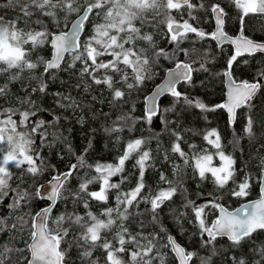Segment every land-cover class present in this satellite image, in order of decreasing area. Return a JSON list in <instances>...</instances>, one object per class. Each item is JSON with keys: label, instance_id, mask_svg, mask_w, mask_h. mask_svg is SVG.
Segmentation results:
<instances>
[{"label": "snow or ice", "instance_id": "1", "mask_svg": "<svg viewBox=\"0 0 264 264\" xmlns=\"http://www.w3.org/2000/svg\"><path fill=\"white\" fill-rule=\"evenodd\" d=\"M9 6L18 10L15 20L5 22L3 16H0V65L5 66L4 71L17 69L35 70L38 63L33 62L31 57L39 48L47 45L51 47L52 58L40 63L44 65V72L57 68L63 61L66 53L73 55V61H79L82 64L81 75H87L92 82L105 85L112 93V102L123 99L126 92L121 88L115 87L117 81L115 76L120 77V83L126 85L128 90L138 87L149 78V67L153 63L146 55V50L137 47V41L144 40L154 43L150 34H143L140 27H137V21L141 24L147 23L145 14L152 10L156 16H163L162 23L167 28V34L170 43L179 45L188 39V34H195L196 37L204 39L210 37L218 41V45L223 42H229L234 45V54L227 61V69L223 73L228 83L226 100L209 108L198 98L194 99L177 90L176 85L184 81L191 84L193 82V73L198 70L207 71L204 63V56L196 60L191 59V52L188 49L178 48L188 59L177 60L174 69L169 70L167 83L159 88L155 96L149 100L145 98L146 111L145 115L151 122L152 116L159 111L158 99L162 94H170L175 103L183 100L186 104L196 107L201 111H215L216 108L225 109L229 115V123L232 124L236 119V110L241 107L252 106V101L257 93L264 90V69H261L256 79L252 82L247 80L237 81L232 74L233 63L237 58L245 54L252 56L257 52H264V43L243 35L244 17L249 14H264V0H232V3L241 11L239 17L241 21V32L236 37H230L225 30L227 13L219 4L211 6V12L215 21L214 31L205 32L203 29L194 26L190 20H196L197 17L192 15L191 10L196 7L192 0H7ZM189 9V19H183L179 22L171 15L173 10L180 11L182 8ZM202 7V5H201ZM162 10V11H161ZM61 12L76 13V20L73 21L72 28L69 31L53 32L49 25L44 24L41 19L36 20L39 30L30 28L28 30L19 27L20 19H29L39 13L42 17L52 19L54 24L58 23V17ZM103 12V22L93 26V35L86 40L81 41V33L85 26L90 22L93 13L97 17ZM30 45V47H29ZM155 57L165 56L171 59L165 49L160 48L154 53ZM109 57V59H104ZM247 63V61H245ZM199 65V68L195 65ZM74 66L70 64L69 67ZM131 70V79L128 70ZM111 73V75L109 74ZM17 76L13 75L12 79ZM46 84L43 82L39 86L40 92L46 91ZM77 88L81 85H77ZM87 90V89H86ZM33 92L37 89H32ZM7 87H0V97L6 96ZM59 95V94H57ZM62 100L68 101L62 104V107L82 108L87 105H81L71 95L61 97ZM95 99V97H94ZM20 104L34 103L30 97L19 101ZM165 111H171L166 109ZM36 115L35 112L24 110L17 111L9 107L0 110V198L14 193L13 204L11 207L23 211L24 208L32 207L31 201L33 193L29 188H24V176H21V184L16 189H12L9 184L11 172L9 165L20 168L24 175L36 177L44 171L42 164L37 161L42 157L35 151L34 136L40 133V129L45 127V121L32 122L31 117ZM18 116L19 119H14ZM57 119H59L57 117ZM118 121L127 120L126 117H118ZM84 117H80L83 123ZM164 123H167L165 120ZM55 127V125H53ZM123 124L115 123L107 132L118 133L123 131ZM244 134L249 138L255 137L254 119L251 115L247 117L244 126ZM55 140H63L64 137L59 132L53 133ZM175 141L171 151L177 153L184 161L185 166L193 168L194 175L200 180H205L210 174L213 183L217 189L223 190L230 181H234L236 175L235 158L226 154L220 142V135L216 129H212L204 134V140L216 149L215 153L208 152L207 149L202 152L195 151V145H190L193 154L189 157L181 147L182 137L179 133H174ZM215 139H212V138ZM47 132L40 133L41 141L46 140ZM239 142V137L233 141L234 145ZM146 141L141 138L131 139L125 145L123 154L118 157L117 163L101 164L97 163L94 168L97 175L92 179L85 178L78 186V189L71 193L73 203H78L81 195L86 194L91 199L107 202L109 191L120 189L122 183L127 177L121 176L119 182H112V177L122 174L125 170V163L134 155L137 157L134 167L139 170V177L136 186L127 192H118L116 195V207L106 208L102 213L103 218L87 213V220L75 213H63L55 218L52 223L55 227L49 226V218L57 200L63 195L68 188V182L73 175L84 167L92 168L93 165L87 164L84 155L76 157V163L70 165L67 171L57 172L56 175L48 182L51 185V192L45 185L35 188V197L41 200H47L50 203L33 214L25 212L17 217L16 222L11 225L14 236L24 232L25 227L30 229L29 239L24 242V247H11L3 245L0 251V264H65L67 252L62 250V244L66 243L70 231L74 226L82 229L78 237H74L72 245L85 247L86 250L81 253L82 257L90 258L92 250L98 246L102 239V233L110 231L113 226L119 230L115 233V243L105 240L99 246L106 253V264H153L154 260H159L160 264H166L164 254L158 250L167 248L175 255L178 264H191L193 258L197 256L194 251H188L179 244L176 238L167 232V229L161 225V232L166 233V238L161 243L159 233L137 232L133 234L127 226V221L131 215L130 209L133 205H139L141 202L150 204L152 222L160 223L158 210L162 208L166 201L182 191V183L179 179L182 169L176 167L175 175L177 181L168 180L161 173L160 181L167 184L168 187L160 188L151 195H142L146 188L144 182L145 171L151 166L152 155L150 150L144 148ZM264 148V145H261ZM70 149V146H69ZM87 152V149H85ZM214 157L218 158L220 164H214ZM61 159L63 157L61 156ZM167 159V155L165 156ZM191 161V163H190ZM27 165L26 168L23 166ZM260 197L254 201L242 204L234 210H229L220 202L224 196L223 191L219 196L206 200L204 203L197 205L194 201L186 200L184 207H191L195 219L189 223L196 225L204 247L213 246V255L215 254V242L219 237H227L232 246H240L242 242L250 240L257 231L264 230V158L261 160ZM54 167V166H53ZM251 175L246 173L244 178L231 189L227 195L236 198H245L249 195L251 187ZM99 182L98 191H88L89 184ZM212 195V194H210ZM85 207H88L87 202ZM122 209V210H121ZM215 210L218 215L208 223L209 211ZM181 213L177 216L179 221ZM7 226L3 220H0V232L5 231ZM143 228V224H141ZM83 241V244L79 242ZM128 245L133 247L129 249ZM261 260L255 264H264V246L259 248ZM124 254V255H121ZM129 260H126L124 256ZM211 258L201 260V264H210ZM97 264V262H93ZM233 264H246L241 258L238 262L233 257Z\"/></svg>", "mask_w": 264, "mask_h": 264}, {"label": "rangeland", "instance_id": "2", "mask_svg": "<svg viewBox=\"0 0 264 264\" xmlns=\"http://www.w3.org/2000/svg\"><path fill=\"white\" fill-rule=\"evenodd\" d=\"M193 4L196 5V7L191 10V13L192 15L196 16L197 19L190 20L189 22L194 26L203 29L205 32L211 33L213 29V20L211 16V6L213 4H219L227 13L225 30L228 35L234 36L241 29V21L239 17L242 13L232 3V0H194ZM62 13L63 17L58 20V23L56 24L51 21V18L42 17L39 15V13H37L29 19L21 18L19 27L25 30H28L30 28L39 30L40 26L36 24V20L39 18L44 22V24L49 25L53 32H64L68 30L70 23L77 16L74 12L67 14L61 12V14ZM17 15L18 10H14L12 6H9L7 0H0V16L4 17L5 22L15 20L17 18ZM171 15L175 17L176 20L182 23L183 19H189V9L187 7H184L180 11L173 10L171 12ZM159 18L160 21H158ZM145 20H155L156 24L159 25V23L161 22V16H156L154 11L149 10L145 14ZM90 22H88L85 26L87 27V29L83 31L81 41L86 40L89 36L93 35V26L95 24L103 22V12H101L99 17H97L96 14L93 13L90 17ZM138 22L139 21L136 22L137 27H144L143 24L140 25ZM252 22H259L262 26H264V14H252L244 17L243 35L253 40L264 41V34L257 32V30H252V28L249 26ZM163 33L165 34V32L161 33L162 40L165 38ZM144 42L147 41H137V47L144 48ZM148 45L149 48L150 46H152L150 43H148ZM45 47H48L49 49V55L46 58H44L43 55ZM173 47L176 49L175 56H179V60L181 61L188 59V57H186L182 52H178V48L188 49L191 52L192 60H196L198 57L204 56L205 67L208 64L213 65V68H211V74H213V71H215L217 75H221L222 81H218V83H220L223 89V73L227 69L228 59L234 54L231 45L227 44L217 46L213 39H211L210 37L200 39L196 37L195 34L189 33L187 40L183 41L179 45L173 43ZM147 52L148 51H146V55L148 56ZM155 52H153V54L151 53V55L148 56L149 59L153 58ZM50 55L51 48L47 44L36 50L31 57L33 62L38 63V68L35 70L24 69L23 71H20L17 69H12L4 71L3 68L5 66L0 65V74L2 75V78L7 79V82L2 84L0 87L6 86L8 89L7 95L0 97V107L3 105V103L11 101V106L9 107L15 108L17 111L28 110L35 112L36 115L34 117H31V121L33 123L36 121H45L46 125L45 127L40 129V133H43L45 131L47 132V138L44 141H41L40 133H37L34 136L35 151L38 152L42 157V161L38 160L37 163L42 164L44 168L43 172H41L36 177H32L31 175H24L20 168H16L13 165L8 166L9 171L11 172V179L9 180L10 187L12 189H16L17 186L21 184V176L23 175L24 183L22 186L24 188H29L32 191L33 198L31 201L32 207L24 208L23 211L11 207L15 195L14 193L9 192L8 196L0 198V204L3 200L6 199V201L4 202V208L0 213V220H3L4 224L7 226L5 231L0 232V251L3 250L2 246L6 244L11 247H24V242L29 239L30 229L28 227H25L22 234L14 236L11 225L16 222L17 217L23 215L25 212L34 215V213L39 210L36 208V199L42 202L41 208L48 204L46 201L35 197V188L50 180L54 175L57 174V172L62 173L67 171L71 164L76 163L77 156L84 155L87 164L93 165V167H84L80 171L75 173L71 180L68 182L67 190L63 192V195L57 200L56 204L62 201L61 210L58 213L59 215L66 212L75 213L84 217L85 220H87V213L89 211L103 218L102 213L106 208L116 207L115 197L118 192H127L136 186L137 179L139 177V170L137 167H134L137 158L134 155L131 159L126 161L124 172L118 176L112 177V182H119L121 176L127 177V180H125V182L121 184L119 190L112 189L109 191V198L106 203L91 199L86 194H82L79 202L74 204L71 196V193L78 189L79 184L85 178L92 179L97 175L94 168L97 163H117L118 157L123 154L124 145L129 140L136 138L145 140L146 143L144 145V148L146 150H150L152 155L151 166L148 167L145 171L144 182L146 184V188L143 190L142 195H151L156 192L162 185L163 187H168L167 184L160 181L161 173L166 175L165 169L169 168L173 172V176L171 179V181H173L174 178H178L174 174L176 167L179 166L180 169L184 167V161L180 158V156L177 153L171 151L175 139L160 141V136L162 135V131L164 132V129L167 127V123H164V121H167L168 116L174 113L176 109H180L182 106L188 107L189 105L186 104L183 100H181L179 103L173 102L168 105L160 103L157 115L162 129L159 133H155L153 130H150L148 128L149 120L145 119V116L143 114L135 116V113H138L137 111L140 108L143 110L145 96L150 92L154 85L158 84L162 80L164 76V73H161V70L158 67H156L157 69H154L152 68L153 65H151L149 67V78L146 79L138 87H134L131 90H128L125 84L119 82L120 77L118 75L115 76V80L117 81L115 87L124 90L126 92V95L123 99L112 102V93L105 85H97L92 82L89 76L81 75V62L73 61V55H75V53L67 54L60 67L54 71H48V79H45L47 78V76H44L42 74L44 72V65L43 63H40V61H47L50 58ZM260 57L259 59L251 57H238L237 61L233 63V77L238 81L247 80L249 82L259 79L255 75L251 74L252 72L250 71V69L252 70L254 69V67H259L262 64ZM163 58L165 59V61L168 59L165 57ZM245 61H247V63H245ZM70 64H73L74 66L69 67ZM167 64L168 62L164 63V65ZM195 67L199 68V65L197 64L195 65ZM245 69L249 70L250 76L247 75L245 77ZM56 72L61 74V77L58 78L59 80L57 82L60 84H65V87L61 90L55 89L53 91H50V86H53V84H55ZM128 72L130 76L129 82H133V80L131 79V70L129 69ZM200 73L201 70H198L193 74H196V77H198ZM246 73L248 74V72ZM109 74L111 75V73ZM13 75L17 76V78L14 80L12 79ZM32 75L35 79L29 78ZM62 76H66L65 79L62 78ZM42 82L47 86L46 91L43 93L38 90ZM78 84L81 85V87L77 88L76 86ZM148 86H150L151 89ZM12 87L15 88L14 92H11ZM34 88L37 89V91L33 92L32 89ZM184 88L185 87L183 86V89ZM183 89H178V91L194 98L193 95L185 92V90ZM66 95H71L78 103L87 106L82 108L62 107V104L68 103V101L61 99V97ZM26 97H30V100L34 103L20 104L19 101L25 99ZM223 99L224 95L219 101V104L222 103ZM218 100L219 99H216V102H218ZM261 104H264V90H261L257 93L256 97L252 101L251 108L244 107L237 112L236 121L231 126L228 123H226L227 126H220L217 123H213L212 117L208 119L206 118L207 124L201 131L202 137L200 138V142L196 141L193 144L196 146L195 151L202 152L203 150L207 149L210 153L216 152V149L209 145L203 138L204 134H206L208 131L216 129L220 135V142L222 144L224 152L226 154L232 155L235 158L236 175L234 177V181H230L227 187L223 190L217 189L210 174L208 175V178L203 181L200 180L198 176L197 178L194 176L197 183L195 184L194 189L195 195L190 200L197 201L204 200L205 198L206 200H208V198L212 199L215 196H219L220 192L223 191L224 196L220 200L221 203L224 204V206L228 209H234L235 207L248 200L259 197V177L261 174L262 166L261 160L262 158H264V148H262L261 145H264V140L257 142L256 140H252L251 138L246 136L244 134V126L249 115H251L254 119V126L256 125V123H259V118L258 116L256 117V115ZM214 106H211L210 108ZM9 107L4 105L0 108V110ZM94 108L95 112L91 113V110ZM166 109H171V111H165ZM217 109L218 108H216L215 111L209 112L216 113V111H218ZM81 116L84 117L83 123L80 122ZM97 116H99L102 120V123L99 125H96ZM121 116L127 118L126 122L118 121L117 118ZM200 116L204 117L201 114ZM57 117L59 119H57ZM14 119L18 120L19 117L16 116L14 117ZM114 122L123 124V131L110 134L105 130L106 128L112 127L114 125ZM53 125H55V127H53ZM236 125H238L237 131L236 128L233 127ZM87 129H89L90 136H87ZM55 132H59L60 134H62L64 139L55 140L53 135V133ZM190 133H192V130L188 129L187 131L185 130L184 135L181 134V147L183 151L189 155V157L193 154V149L190 147L189 149H186L183 145L184 142H187L188 135ZM231 137L232 140L230 142ZM234 137L236 138L234 139ZM237 137H239V142L234 145L233 141L236 140ZM98 139H102L104 148L107 151L106 153H110V156L107 157L108 154L105 156L98 154V150L96 148V142L98 141ZM212 139L215 138L213 137ZM85 149H87V152H85ZM158 155H161L163 159L157 160L156 158ZM166 155L167 159H165ZM52 156L54 157L53 159L51 158ZM61 156L63 157V159H61ZM164 161H166V167L163 163ZM213 162L216 166L220 164L219 159L216 157H214ZM23 167L26 168L27 165H24ZM187 169L191 174L194 175L192 167L187 166ZM246 173L251 175V187L249 189V195H251L255 189H257V194H255L254 197L252 196L250 198H248V196L247 198H236L227 195V193L231 189L235 188L236 184L244 178ZM151 175L152 177L158 175V180L152 187L149 185V177ZM166 177L168 178L167 175ZM168 180L170 179L168 178ZM99 187V182H94L92 184H89L88 191H98ZM86 202L88 204L87 208L85 207ZM174 202H169L168 205V212L170 213L169 221H177V216L183 213L184 215L180 218H182V220H184L185 223L189 226V230L185 231L183 227L180 226V222L177 221L179 223V227H177L175 230H172L171 232L168 231V233L178 239L181 245L188 251H194L197 253V256L193 258L191 264H201L202 259L210 257L212 260L214 259V256L219 257L221 256L220 253L223 254V252H226L228 249L233 248L236 250L237 248H239L240 250V248L244 247L232 246L230 248L222 243H217L214 246L215 254L213 255V247H204L201 243L196 225L193 223H189L190 220L195 219L192 209L187 208L186 210L185 208V210L182 209L181 211H178L175 209ZM229 204H232V206H230ZM140 205H144L147 208L151 207L149 203L143 202H141L138 206L133 205V207L130 209L131 215L129 219L124 222L125 226H127L133 234L142 232L141 229L139 231V228H133L132 225L134 224V222L132 223V221L134 220L135 215L137 214V209L140 207ZM206 211L210 212L208 216V223L210 224L212 219L216 217L217 212L215 210ZM59 215L53 216L52 213L50 214V227H55L52 221H54L55 218ZM134 229L136 230L135 232L133 231ZM118 230L119 228L117 226H113L110 231L103 232L102 239L98 243V246L92 250L91 257L85 258L81 255V253L86 250L85 247L70 246L72 245L73 238L78 237L79 233L82 231L81 228L74 226L72 231H70L68 237L66 238L67 242L62 244V250H65L67 252L65 264H72L74 260L76 264H93L94 261L97 262V264H106V253L104 249L99 245L102 244L105 240L113 241L115 243V233ZM154 233H159V236L161 237V243H163L164 239L166 238V233L162 232L161 234V230ZM79 243L83 244V241H80ZM128 247L129 249H131L133 246L128 245ZM158 250L164 254L166 264H177L175 257L169 249L161 248L158 246ZM170 256H172L173 259ZM233 257L234 255L228 257L229 264H233ZM124 258L126 260H129L126 255L124 256ZM222 258L225 260L224 257H219L220 260ZM242 258L246 261L245 256H243ZM239 260L240 259L236 261L238 262ZM129 264H131L130 260ZM153 264H160V261L158 259L154 260Z\"/></svg>", "mask_w": 264, "mask_h": 264}, {"label": "trees", "instance_id": "3", "mask_svg": "<svg viewBox=\"0 0 264 264\" xmlns=\"http://www.w3.org/2000/svg\"><path fill=\"white\" fill-rule=\"evenodd\" d=\"M192 3H194V0H192ZM252 15V14H249ZM63 17V13L59 14L58 20H60ZM164 17L161 16V22L159 23V25L156 24L155 20H151V21H147V23H144L143 26L141 27V31L143 34H150L153 37V41L154 43H151L152 46H150L148 43L149 42H144V49L146 51H148V56L151 55V53L153 54V52H155L156 50L158 51L160 48L165 49V52L171 56V59H167L165 61V59L163 57L165 56H159V57H155L153 56V58H150L153 63L151 65L152 68L157 69L156 67H158L161 70V73H164V71L173 66L177 60H179V56H175V51L176 49L173 47V43H170V38L167 34V28L165 26L164 23H162ZM52 21V20H51ZM158 21H160V18L158 19ZM92 23V22H90ZM140 25L141 23L138 22ZM253 23V24H252ZM249 26L252 28V30H257V32L263 33L264 34V26H262L259 22H252ZM85 29H87V27H85ZM165 32V34L163 33V35L165 36V38L162 40L161 39V33ZM85 35V33H84ZM82 39V38H81ZM49 49L48 47H45V51L43 52L44 58H46L49 55ZM261 56V57H260ZM261 58L262 64L259 67H254V69H250V71L252 72V75H255L257 78H259L257 76V73L261 70L264 69V55H259L257 54L256 56H253L252 58ZM155 58V60H154ZM104 59H109V57H104ZM260 61V62H261ZM165 62H168L167 65H164ZM207 71H203L201 70V73L199 74L198 77H196V74H193V82L191 84L184 82L183 84H181L178 89H183V86L185 87L183 90H185V92L190 93L191 95H193L194 99L198 98L201 102H203L205 105H207L209 108L211 106L217 105L219 104V101L222 99L223 95H224V90L222 89V86L220 85L219 82L222 81V77L221 75H217L215 71H213V74H211L213 65L208 64L206 66ZM240 72V70H239ZM248 72V74L246 73ZM44 76H47L48 79V73L43 72L42 73ZM55 84H53V86H50V91H53L55 89L57 90H61L64 89L65 84L63 83H58L57 81L59 80L58 78H60L61 74H59L58 72L55 73ZM244 75L245 77L247 75L250 76L249 70L245 69L244 70ZM66 76H62V78L65 79ZM29 78H34L33 75L30 76ZM6 78H2V75L0 74V86L4 83L7 82ZM35 79V78H34ZM62 82V81H61ZM150 88V86H148ZM151 89V88H150ZM15 88L12 87L11 92H14ZM192 98V97H191ZM216 99H219L218 102H216ZM174 102V98L170 95V96H165L163 99H161L160 103H164L166 105L171 104ZM8 103V104H7ZM11 106V101L10 102H5L3 103L2 106ZM264 104H261L259 109H258V113L256 115V117L258 116L259 118V123L254 126V132H255V137L251 138L252 140H256L257 142L264 140ZM1 106V107H2ZM0 107V108H1ZM176 107V105H175ZM218 111H216V113H212L209 111H201L200 109L196 108V107H192V106H188V107H184L182 106L180 109H176L174 113L170 114L168 116L167 119V127L164 129V132L162 131V135L160 136V141H168L170 139H175L174 133H180V135H184L185 130L187 131L188 129L192 130V133H190L188 135V140L187 142H184V147L186 149H189L190 145H193L196 141L200 142V138L201 136V131L203 130V128L206 126V121L208 118L212 117V121L213 123H217L220 126H227V120L225 117V113L224 111H222V109L218 108ZM241 110V109H240ZM144 111V105H143V110L140 108L137 112L135 113V116L138 115H144L145 119H148L145 115V111ZM95 112V108L91 110V113ZM200 114L204 117H201ZM43 115V114H41ZM207 118V119H206ZM106 121V120H105ZM102 123V120L99 116H97V122L96 125H99ZM234 128H236L237 131V127L233 126ZM74 128V127H73ZM148 128L150 130H153L155 133H159L160 130L162 129L161 124L158 121V115H154L151 118V122H148ZM75 129V128H74ZM194 131V132H193ZM238 133V132H237ZM87 136H90L89 133V129H87ZM236 137H234L235 139ZM232 140V137L230 138V142ZM96 148L98 150V154L101 155H107L110 156V153H106L107 151L104 148V144L102 142V139H98V141L96 142ZM240 148V145H239ZM52 159L54 158L53 156L51 157ZM157 160H161L163 159V157H161V155H158ZM165 167H166V161L163 162ZM165 173L168 176V178L171 180L172 176H173V172L168 168L165 169ZM165 175V176H166ZM194 176L197 178V175H193L189 172V170L187 169V166L184 165V167L182 168V171L180 173L179 179L182 183V191L178 192L170 201H166L165 204L162 206L161 209L158 210V215L160 217V223L154 224L152 222V215L150 212V208L145 207L144 205H140V207L137 209V214L135 215L134 220L132 221V223L134 222L133 228H139L142 230L143 233L148 234V233H154L160 230L161 225H163V227L165 229H167L168 231H172L175 230L177 227H179V223L177 221H169V216L170 213L168 212V208H169V202L173 203L174 201V206L175 209L178 211H181L182 209L185 210V202L186 200H190L194 195H195V184L197 183L196 179L194 178ZM178 178H174L173 182L175 183L177 181ZM158 180V175L153 176L152 175L149 177V185L152 187L156 184V181ZM162 184V183H161ZM160 188H166L163 187V185ZM159 188V189H160ZM210 189V188H209ZM257 194V189L254 190V192L251 195H248V198L250 197H254V195ZM247 198V197H246ZM211 199V198H208ZM6 201L3 200L0 204V213L4 208V202ZM192 201V200H191ZM206 201V198L204 200H197L194 201L197 205L202 204ZM221 202V201H220ZM36 208L40 209L42 206V202L38 199H36ZM230 206H232V204H229ZM61 206H62V201L58 202L53 211H52V215L56 216L59 215L58 213L61 210ZM171 207V206H170ZM191 209V207H189ZM187 210V209H186ZM180 222V226L183 227V229L185 231L189 230V226L185 223L184 220H182V218L179 219ZM141 224H143L144 228H141ZM134 232L136 231L135 229L133 230ZM162 234V232H161ZM164 236V233H163ZM178 240V239H177ZM217 243H222L225 246L228 247H232L231 243L228 242L226 239H217V241L215 242V244ZM244 246L243 248H237L236 250L231 248L228 249L226 252H223V254L220 253L221 256L219 257H224L225 260L222 258L221 260L219 259V257H215L214 259H212L210 261V264H229V256L234 255L235 259H241L243 256L246 257V264H250L253 263L255 264L256 261L261 260V256H259V248L261 246H264V230L261 231H257L256 233L253 234V237L250 240H246L244 242H242V244L240 246H236V247H241ZM213 247V246H212ZM223 251V249H222ZM256 254H255V253ZM248 254V255H247ZM257 255V256H256ZM172 258V256H170ZM260 257V258H259ZM173 259V258H172ZM227 259V260H226ZM72 264H76L75 260L72 262Z\"/></svg>", "mask_w": 264, "mask_h": 264}, {"label": "water", "instance_id": "4", "mask_svg": "<svg viewBox=\"0 0 264 264\" xmlns=\"http://www.w3.org/2000/svg\"><path fill=\"white\" fill-rule=\"evenodd\" d=\"M211 16H212V12H211ZM76 18H77V17H76ZM76 18H75L73 21H75ZM212 20H213V30H212V31H214V28H215V21H214V19H213V16H212ZM73 21L70 23V25H69L67 31H69V30L72 28ZM240 32H241V29L236 33V35H234V36L229 35V36L234 38V37H236L237 35H239ZM82 33H83V32H82ZM82 33H81V36H82ZM255 41H256V40H255ZM214 42H215V44H216L217 46H222V45H225V44H229V45H231L232 48H233V53H234V45H232L231 43H229V42H223V43H220V44L218 45V41L214 40ZM256 42L264 43V41H256ZM49 46H50V45H49ZM50 48H51V47H50ZM51 52H52V50H51ZM67 54H69V53H66L65 56H66ZM256 54H264V52H257V53H255L254 55H256ZM65 56H64V58H65ZM243 56H249V55L245 54V55H243ZM51 58H52V56L50 55V58H49V59H51ZM49 59H48V60H49ZM63 60H64V59H63ZM62 62H63V61H61L60 65L62 64ZM59 67H60V66H59ZM59 67H57V68H53V69H50L49 71L56 70V69H58ZM174 67H175V65H173L172 67H170L169 69H167V70L165 71L162 80H161L158 84H156L155 86H153V88H152L151 91L148 93V95L146 96V98H148L149 100H151V98H152L153 96H155V94H156V92L158 91V89H159V88H162V87L167 83L169 70H170V69H174ZM183 82H184V81L179 82V83L176 85V87L178 88V86H179L180 84H182ZM223 88H224V99H223L222 103L225 102V100H226V93H227V89H228V83H227L226 78H225L224 75H223ZM165 96H170V94H162V95L159 96V99H158V107H159L160 100H161L163 97H165ZM239 109H240V108H239ZM144 110L146 111L145 101H144ZM223 110H224L225 115H226V118H227V120H228V122H229V115H228V112H227L225 109H223ZM237 111H238V109L236 110V113H237ZM157 113H158V112H157ZM235 120H236V119H235ZM51 179H52V178H51ZM51 179H50V180H51ZM50 180H48V181L44 182L43 184H41V185H45V187L48 189V192H49V193L51 192V185H49V183H48ZM259 197H260V184H259ZM259 197H258V198H259ZM258 198H255V199H252V200H248V201H246V202H244V203H247V202H249V201H254V200L258 199ZM43 201H46L47 203H50V202L47 201L46 199L43 200ZM244 203H242V204H244ZM242 204H241V205H242ZM55 205H56V204H55ZM241 205H239V206H237V207H235V208H238V207H240ZM46 206H47V205H46ZM46 206H44V207H46ZM42 208H43V207H42ZM235 208H234V209H235ZM40 209H41V208H40ZM40 209H39V210H40ZM234 209H229V210H234ZM39 210H38V211H39ZM217 215H218V213H217ZM213 219H215V218H213ZM213 219H212V220H213ZM219 238H225L227 241H229V240L227 239V237H219ZM177 242H178V241H177ZM229 242H230V241H229ZM178 243H179V242H178ZM179 244H181V243H179ZM172 254H173V253H172ZM173 256L175 257L174 254H173ZM175 259H176V258H175ZM176 262H177V264H178V261H177V260H176Z\"/></svg>", "mask_w": 264, "mask_h": 264}, {"label": "flooded vegetation", "instance_id": "5", "mask_svg": "<svg viewBox=\"0 0 264 264\" xmlns=\"http://www.w3.org/2000/svg\"><path fill=\"white\" fill-rule=\"evenodd\" d=\"M262 55H264V54H262ZM253 56H256V55H253ZM253 56H240V57H251V58H252ZM225 117H226V115H225ZM226 120H227V118H226ZM227 123L230 124V123L228 122V120H227ZM232 124H233V123H232ZM232 124H230V126H231Z\"/></svg>", "mask_w": 264, "mask_h": 264}, {"label": "bare ground", "instance_id": "6", "mask_svg": "<svg viewBox=\"0 0 264 264\" xmlns=\"http://www.w3.org/2000/svg\"><path fill=\"white\" fill-rule=\"evenodd\" d=\"M147 95H148V94H147ZM147 95H146V96H147ZM146 96H145V98H146ZM145 98H144V101H145ZM144 111H145V110H144Z\"/></svg>", "mask_w": 264, "mask_h": 264}]
</instances>
